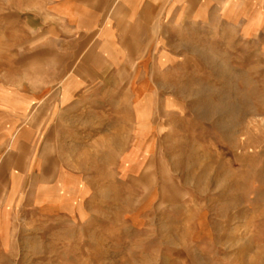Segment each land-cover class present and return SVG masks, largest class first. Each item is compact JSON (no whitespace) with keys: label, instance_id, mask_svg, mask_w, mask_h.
Here are the masks:
<instances>
[{"label":"rangeland","instance_id":"obj_1","mask_svg":"<svg viewBox=\"0 0 264 264\" xmlns=\"http://www.w3.org/2000/svg\"><path fill=\"white\" fill-rule=\"evenodd\" d=\"M56 5L0 0V264H264V8Z\"/></svg>","mask_w":264,"mask_h":264},{"label":"crops","instance_id":"obj_2","mask_svg":"<svg viewBox=\"0 0 264 264\" xmlns=\"http://www.w3.org/2000/svg\"><path fill=\"white\" fill-rule=\"evenodd\" d=\"M92 1L98 2L100 4L98 9L101 10L113 8L114 10L124 11L125 24H128L130 28L157 25L158 23H155L154 19L158 18V16L160 17L165 10L176 11L177 16L184 13L188 18H194V23H202V16L205 11L215 10L220 7L219 5H221L222 9L229 8L224 6L223 3L231 5L236 1H245L254 4V6H262L264 8V0H54L57 4L56 10L74 25L84 24L81 21L80 13H83L81 11L84 10V5ZM178 11L181 12L178 13ZM69 89L70 87L65 88L64 96L65 94L67 95ZM1 146L2 140L0 138ZM8 169L7 163L0 161V170L5 171L6 180Z\"/></svg>","mask_w":264,"mask_h":264}]
</instances>
